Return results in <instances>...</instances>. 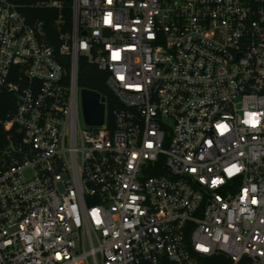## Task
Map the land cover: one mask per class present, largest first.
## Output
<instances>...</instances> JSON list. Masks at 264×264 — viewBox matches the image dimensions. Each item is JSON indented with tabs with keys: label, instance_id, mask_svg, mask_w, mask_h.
Instances as JSON below:
<instances>
[{
	"label": "built area",
	"instance_id": "1",
	"mask_svg": "<svg viewBox=\"0 0 264 264\" xmlns=\"http://www.w3.org/2000/svg\"><path fill=\"white\" fill-rule=\"evenodd\" d=\"M0 136V264H264V0H0Z\"/></svg>",
	"mask_w": 264,
	"mask_h": 264
},
{
	"label": "trees",
	"instance_id": "2",
	"mask_svg": "<svg viewBox=\"0 0 264 264\" xmlns=\"http://www.w3.org/2000/svg\"><path fill=\"white\" fill-rule=\"evenodd\" d=\"M40 15L41 14H39V17H42ZM106 78L107 74L105 72L97 70L94 66L87 63L85 59H80L77 81L78 87L83 90L98 93L101 97L105 98L108 106L115 107L118 103L105 84Z\"/></svg>",
	"mask_w": 264,
	"mask_h": 264
},
{
	"label": "water",
	"instance_id": "3",
	"mask_svg": "<svg viewBox=\"0 0 264 264\" xmlns=\"http://www.w3.org/2000/svg\"><path fill=\"white\" fill-rule=\"evenodd\" d=\"M80 95L84 122L89 126H101L104 119L105 98L88 90H81Z\"/></svg>",
	"mask_w": 264,
	"mask_h": 264
},
{
	"label": "rangeland",
	"instance_id": "4",
	"mask_svg": "<svg viewBox=\"0 0 264 264\" xmlns=\"http://www.w3.org/2000/svg\"><path fill=\"white\" fill-rule=\"evenodd\" d=\"M81 125H84L83 119H82V115H81Z\"/></svg>",
	"mask_w": 264,
	"mask_h": 264
},
{
	"label": "snow or ice",
	"instance_id": "5",
	"mask_svg": "<svg viewBox=\"0 0 264 264\" xmlns=\"http://www.w3.org/2000/svg\"><path fill=\"white\" fill-rule=\"evenodd\" d=\"M116 57L118 58V54H116ZM122 79V78H121ZM220 127H223V126H220ZM255 202V201H254ZM206 250V249H205Z\"/></svg>",
	"mask_w": 264,
	"mask_h": 264
}]
</instances>
